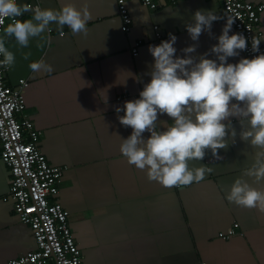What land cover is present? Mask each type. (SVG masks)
Listing matches in <instances>:
<instances>
[{"label": "crops", "instance_id": "1", "mask_svg": "<svg viewBox=\"0 0 264 264\" xmlns=\"http://www.w3.org/2000/svg\"><path fill=\"white\" fill-rule=\"evenodd\" d=\"M155 1L158 8L150 10L140 0H125L132 25L124 34L116 0H26L42 8L70 2L79 9L86 2L92 19L86 35L72 34L67 27L58 30L51 22L43 40L33 38L27 48L0 35L15 55L5 83L17 87L21 79L28 82L25 110L18 119L33 123L41 133V153L52 166L64 169L57 202L69 213L68 225L84 264H264V214L226 199L231 184L253 162L254 149L239 136L235 145L219 151L222 159L209 152L203 161L189 162V167L205 164L212 169L204 180L189 186L167 188L150 182L120 154L121 138L131 129L118 123L115 108L138 98L149 81L153 27L159 28L162 40L169 33L176 35L174 46L182 56L180 50L193 44L185 24L196 10L226 17L217 0ZM30 18V13L21 17ZM223 25V20L214 22L213 37L221 34ZM260 28L264 47V12ZM213 37L203 33L194 55L208 51L216 43ZM137 42L139 53L133 57ZM39 60L53 71L31 72L29 64ZM127 72L134 78L126 86L117 84L128 78ZM160 120L170 123L166 116ZM234 127L239 133L235 121ZM10 180L0 160V264L37 249L31 229L14 212ZM248 182L264 188V182ZM235 224L236 233L221 239L219 235L228 234Z\"/></svg>", "mask_w": 264, "mask_h": 264}, {"label": "clouds", "instance_id": "2", "mask_svg": "<svg viewBox=\"0 0 264 264\" xmlns=\"http://www.w3.org/2000/svg\"><path fill=\"white\" fill-rule=\"evenodd\" d=\"M29 13L30 19H19ZM91 19L86 2L78 9L70 2L59 8H42L29 6L26 0H0V25L10 20L4 36L14 38L19 48H27L33 38L43 40L51 22L58 30L67 27L72 34L86 35ZM220 20L224 21L221 34L213 37L212 26ZM235 22L234 17L222 18L213 10H196L185 24L193 44L180 50L182 56L177 55V36L172 33L158 45H149L153 59L149 81L138 98L115 108L118 123L131 129L127 138H121L119 151L130 166L145 172L150 182L167 188L189 186L212 171L205 164L189 167V162L203 161L209 152L222 159L219 151L235 145L239 136L254 149L253 162L231 184L226 199L264 214V188H254L248 182H264V51L261 37H253L249 49L247 37L232 32ZM203 33L216 43L196 56ZM246 51H251L250 58L241 56ZM14 64V53L0 37V68ZM29 68L33 73L53 71L43 60L31 62ZM127 73L128 78L117 84L126 86L127 80L134 78L133 73ZM164 116L170 123L160 120Z\"/></svg>", "mask_w": 264, "mask_h": 264}, {"label": "built area", "instance_id": "3", "mask_svg": "<svg viewBox=\"0 0 264 264\" xmlns=\"http://www.w3.org/2000/svg\"><path fill=\"white\" fill-rule=\"evenodd\" d=\"M217 1L226 17L235 18L233 29L247 37L249 49L253 37L262 38L260 21L264 4L244 0ZM116 2L121 31L126 34L130 31L132 20L125 0ZM140 2L150 10L158 8L155 0ZM9 22L5 20L0 25V35ZM153 32L154 44L158 45L162 35L157 26L153 27ZM140 45L141 42H137L132 49L133 57L138 56ZM260 47L264 51L262 43ZM242 54L249 58L252 55L251 51ZM8 70L7 67L0 68V160L10 172L14 212L19 221L31 229L37 249L7 264H84L83 254L68 225L69 213L57 202L64 169L52 166L41 153L38 142L41 133L34 129L33 123L18 119L25 110L23 92L28 88V82L21 79L17 87L8 86L4 81ZM233 228L228 234L219 235L220 238L226 240L232 237L238 225Z\"/></svg>", "mask_w": 264, "mask_h": 264}, {"label": "trees", "instance_id": "4", "mask_svg": "<svg viewBox=\"0 0 264 264\" xmlns=\"http://www.w3.org/2000/svg\"><path fill=\"white\" fill-rule=\"evenodd\" d=\"M52 202V201H51Z\"/></svg>", "mask_w": 264, "mask_h": 264}]
</instances>
